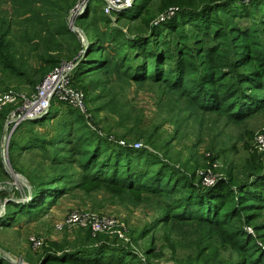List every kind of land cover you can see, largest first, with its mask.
I'll return each mask as SVG.
<instances>
[{
	"label": "trees",
	"instance_id": "1",
	"mask_svg": "<svg viewBox=\"0 0 264 264\" xmlns=\"http://www.w3.org/2000/svg\"><path fill=\"white\" fill-rule=\"evenodd\" d=\"M75 1L12 0L14 14H10L3 9V0H0V75H3L0 79L4 80L2 84H7L4 90H11L7 88L9 83L40 84L63 60L75 59L78 62L73 75L75 87H78L75 83L77 75L86 76L94 71H101L105 76L120 73L136 82L152 80L162 83L167 91H174L184 98L189 109L223 115L237 124L264 111V7L259 10L257 19L254 10L245 5H242V11V8L235 10L227 6L226 0L216 4L206 2L198 8H191L197 9L198 13L190 16L180 9L170 19L171 15L166 13L164 22L155 25L139 12L130 16L121 10L116 11L118 19H140L139 26L130 28V32L113 26L111 16L103 11L97 21L103 22L106 28L96 30L94 36L86 29V44L65 20ZM254 1L264 6V0ZM136 5L138 7L139 3ZM141 7L146 9L147 5ZM212 7L215 11H211ZM90 10L92 7L89 6L85 15L77 17L87 19ZM239 14L249 17L246 27L236 21ZM33 17L38 19L37 23ZM18 19L32 27L34 33L31 37L29 30L25 29L21 43L33 44L34 50L39 51L36 53L38 60H45L40 67L33 69L35 76L36 72L40 73L36 79L29 75L28 64L18 61L14 55L16 42L9 35ZM54 103L58 104L53 102L42 119L51 115L52 110L57 111L52 109ZM8 112L7 109L0 111V132L4 130ZM92 131L96 133L87 131L75 140H81L78 149L83 157L79 162L85 178L123 188L129 194L138 192L160 197V203L169 212L163 214V218L159 217L162 222L168 223L170 217L196 221L207 231L208 239L229 246L240 256L236 261L224 258L218 261L213 259L215 256H210L207 261L176 264H264V246L258 241L264 237V225H254L258 231L256 235L245 227L253 223L256 211L264 206V175L249 183L228 174L227 178L219 177L214 184L205 185L202 178L197 177L196 170L193 173L185 171L163 158L154 146L149 148L118 141L112 144L107 136L93 135ZM211 158V162L217 159ZM6 173L0 159V181ZM63 177L31 179L29 199L20 202L10 199L5 208L6 217L0 218V226H10L2 220L18 214L38 217L46 208L55 205L70 188L65 184L66 180L61 182ZM98 237H86L83 246L75 247L76 250H64L59 255L48 253L41 264L139 262L137 253L118 238L101 240L103 238ZM83 252L91 258L77 259L76 256ZM4 262V258H0V264Z\"/></svg>",
	"mask_w": 264,
	"mask_h": 264
},
{
	"label": "rangeland",
	"instance_id": "2",
	"mask_svg": "<svg viewBox=\"0 0 264 264\" xmlns=\"http://www.w3.org/2000/svg\"><path fill=\"white\" fill-rule=\"evenodd\" d=\"M80 1L76 0L65 16L69 27L72 10ZM139 1L133 0L132 4L123 7L121 11L130 16L139 12L155 25L164 22L166 17L163 16L166 13L171 15L168 17L170 19L182 9L185 14L191 16L198 13L197 9H191L192 7L198 8L206 2L216 4L222 0ZM253 1L226 0V4L235 10L242 8V11V5H245L248 9L254 10V17L258 19L259 10L264 6ZM87 3L84 11L78 16L85 15L90 6L92 10L88 13L89 17L81 20L75 17L73 22L85 33L87 29L89 34L94 36L96 30L106 28L103 22L97 21L104 11V4L101 0H89ZM2 4L4 10L13 13L12 0H3ZM142 4H146L147 8H140ZM211 11H215V8ZM61 14L64 17L63 11ZM240 15L235 19L240 26L246 27L250 22L249 17ZM110 16L111 24L123 28L125 32H130V28L134 29L140 23L139 18L118 19L116 12ZM37 22L38 19L34 18V23ZM25 29L34 37L32 27L18 19V23L12 25L9 38L16 42V44L13 42L16 47L15 58L18 61H25L29 66V75L36 79L40 73L36 72L35 76L33 69L40 67L45 60H38L36 53L39 51L34 50L33 44L21 43ZM76 33L82 37V33ZM172 37L175 38V34H172ZM105 54L108 56V52ZM67 60H63L62 63ZM77 76L75 80L77 88H82L86 94V110L77 111L73 109L74 107L57 102L58 104L54 103L52 108L57 111L52 110L53 113L45 119H28L17 125L10 124V136L5 153L3 152L5 126L11 111L16 108L15 103H8L0 110L1 112L9 110L4 130L0 132V159L7 171L6 176L0 181V218L6 217L5 208L10 199L16 202L29 199L31 188L23 179L31 182V179L38 181L41 178L63 175L65 177L61 182L66 180L65 184L70 186L68 192L60 197L55 205L46 208L38 217L18 214L9 220H2L11 224L0 226V258L5 260L2 264H18L4 252L16 261L41 264L46 254L59 255L64 250H76L75 247H82V241L89 236L92 239L99 236L98 238H103L101 240L118 238L119 242L137 253L139 261L137 264L198 262L207 261L210 256H215L213 259L216 258L218 261L220 258L236 261L240 257L239 254L221 242L208 239L207 231L196 221L170 217L168 223L162 222L161 216L169 212L160 203V197L144 196V193L138 192L129 194V191L123 188L85 178L83 176L85 171L79 162L83 157L78 149L81 140L78 142L75 140L81 138L82 133L94 130L96 133L92 131L93 135L107 136L112 144L118 141L124 144L139 143L143 147L154 146L163 158L169 159L185 171L193 173L196 170L199 179L210 169L216 177L227 178L228 174H232L236 180L243 179L245 182L248 180L250 183L257 176L264 175V151L255 145V137L264 127V111L237 124L223 115L189 109L184 98L174 91H167L164 84L156 81L136 82L120 73L105 76L101 71ZM2 81L4 80L0 79V90L3 91L7 84H2ZM38 83L31 85L21 81L9 83L7 88L31 94ZM94 86H97L96 89ZM13 143H16V146ZM210 152L214 155L210 156ZM3 155L13 169V174L7 170ZM211 157L217 159L211 162ZM73 209L87 210L98 215H115L118 228L96 235L90 228L77 225L58 228V222ZM256 212L253 223L245 226L253 235L258 234L254 225H264V206ZM172 222L176 224L172 225ZM115 230H120L124 235L120 236ZM31 237L40 238L43 244L35 248L31 243ZM258 241L264 246V237ZM87 255L88 253L83 252L76 258L81 260L87 258Z\"/></svg>",
	"mask_w": 264,
	"mask_h": 264
},
{
	"label": "built area",
	"instance_id": "3",
	"mask_svg": "<svg viewBox=\"0 0 264 264\" xmlns=\"http://www.w3.org/2000/svg\"><path fill=\"white\" fill-rule=\"evenodd\" d=\"M89 0H81L78 5L72 10L71 17H77L82 13L87 6ZM104 12L108 15L120 11L123 7L132 4L133 0H102ZM247 1V0H246ZM173 12V11H172ZM166 17V14L165 16ZM81 33V32H80ZM81 35V34H80ZM78 62L69 60L61 63L53 68L38 84L31 94L15 92L13 90H0V110L8 103H15L16 108L13 109L8 117L7 124L17 125L19 122L28 119H38L46 115L53 102L67 104L80 111H85L87 107L86 94L82 89H79L73 84V75ZM124 143V142H122ZM4 145V144H3ZM141 144L137 143L136 146ZM256 147L264 151V127L257 133L255 137ZM6 151L4 145L3 152ZM3 157H6L3 155ZM219 177L209 169L203 174L202 182L205 185L214 184ZM77 225L84 228H90L92 233L104 232L118 228V220L115 215L104 214L98 215L87 210H71L66 217L58 222L57 227L62 229L66 226ZM117 233L123 236L120 230ZM31 243L35 248L41 246L43 241L38 237H31ZM23 264H28L20 261Z\"/></svg>",
	"mask_w": 264,
	"mask_h": 264
},
{
	"label": "water",
	"instance_id": "4",
	"mask_svg": "<svg viewBox=\"0 0 264 264\" xmlns=\"http://www.w3.org/2000/svg\"><path fill=\"white\" fill-rule=\"evenodd\" d=\"M70 27L72 28V30L73 31H76V32H81L82 33V38H83V40H84V42L87 44L88 43V40H87V37H86V35H85V33H84V31L81 29V28H79V27H77L75 24H74V22H73V18L71 17L70 18ZM5 130H6V135H5V140H4V145H6L7 144V141H8V138H9V136H10V131H9V127H8V124L6 123V126H5ZM4 164H5V166H6V168H7V170L10 172V173H12L13 174V169L11 168V166L8 164V161L6 160V158L4 157ZM18 176V175H17ZM23 181L29 186V188H31V186H30V182L27 180V179H23ZM5 208V207H4ZM3 251V250H2ZM4 252V251H3ZM5 254H6V256H8L14 263H18V264H23V263H21L20 261H16V260H14L10 255H8V253H6V252H4Z\"/></svg>",
	"mask_w": 264,
	"mask_h": 264
},
{
	"label": "bare ground",
	"instance_id": "5",
	"mask_svg": "<svg viewBox=\"0 0 264 264\" xmlns=\"http://www.w3.org/2000/svg\"><path fill=\"white\" fill-rule=\"evenodd\" d=\"M17 179V178H16Z\"/></svg>",
	"mask_w": 264,
	"mask_h": 264
}]
</instances>
